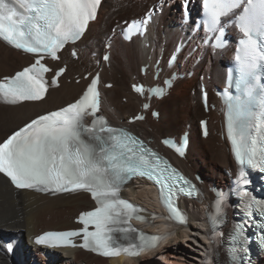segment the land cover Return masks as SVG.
<instances>
[{"label": "bare ground", "instance_id": "6f19581e", "mask_svg": "<svg viewBox=\"0 0 264 264\" xmlns=\"http://www.w3.org/2000/svg\"><path fill=\"white\" fill-rule=\"evenodd\" d=\"M157 4L160 5L161 11L150 23L146 36L134 37L130 42L124 41L118 28L126 21L140 19L150 6ZM182 11L181 0H103L96 20L90 23L83 38L75 44L79 49L78 57L72 56L69 49H64L62 59L56 62L57 66L67 64L61 85L50 89L46 98L39 102H23L16 105L0 103V141L32 117L74 100L89 82V79L84 78V74L100 71L102 84L113 82L110 88L102 86V113L109 122L118 126L128 125L152 145L173 156L186 173L199 172L204 180L205 192L212 198L209 186L227 183V172L236 169L227 138L222 136L219 121L224 120V115H219L221 103L214 95L215 86L224 85L225 61L233 56V47L214 53L209 46L201 44L199 34L192 36L179 58V62H183L184 56L188 54L183 65L187 69H194L191 79L178 78L167 96L152 99V106L160 109L159 119H154L148 113L144 121L132 124L127 122L129 117L140 110L143 102L139 94L132 90L131 85L138 80L154 83L152 72L146 76L141 74L142 64L151 62V69L154 60L163 55L162 65L168 74L175 68L184 69L179 63L167 68L165 59L166 54L176 52L180 44L190 36L193 24L182 25ZM110 36L111 54L107 64L102 60V54ZM196 43L200 44L199 48L191 54ZM197 56H201V59L195 64ZM32 60V56L23 54L0 40V77L12 74ZM199 72H203L201 74H204L210 99L217 106L216 109L210 107L209 112L205 111L201 101L200 84L198 92L195 90L194 93H188L187 90L188 83L194 84ZM76 75L81 78L80 82L76 81ZM68 78H71L70 81ZM159 82H162V77ZM193 100L197 102L193 103ZM206 116L210 117V133L207 138H202L199 119ZM187 128L190 129L188 151L185 158H178L164 148L160 140L168 135L179 136ZM127 195L161 209L156 191L152 187L145 194L129 192ZM94 206L95 203L86 193L51 196L27 189L17 190L0 173V264H17L12 256L16 253L17 256L30 260L31 264H181L180 260L172 258L175 252L173 247L168 245L165 250L159 252L165 259V262H160L153 257L139 260L125 256L107 259L79 248L48 250L33 243L34 237L42 231L78 227L74 218L81 210ZM204 214L205 211L198 210L192 214V218ZM188 234V231L181 229L172 239L167 237L165 242L176 241L179 237L186 238ZM23 236L27 237V247L21 244ZM208 258L204 264H226L223 253L218 254L211 250ZM23 263L28 264L27 261ZM256 264H264V256L258 259Z\"/></svg>", "mask_w": 264, "mask_h": 264}, {"label": "snow or ice", "instance_id": "6c2138e0", "mask_svg": "<svg viewBox=\"0 0 264 264\" xmlns=\"http://www.w3.org/2000/svg\"><path fill=\"white\" fill-rule=\"evenodd\" d=\"M99 3L100 0H12L10 6L6 0H0V38L18 49L31 53L46 52L55 58L56 50L67 40L77 38L87 21L95 17ZM238 3L239 0H204L210 27L220 15ZM240 29L246 37L242 43L248 45L252 54L245 65L250 70L257 60V41L264 35V0H247V7L240 17ZM35 70L36 65H33L17 73L10 83H0V95L6 98V102L42 99L46 92L45 82L38 73L31 74ZM46 70L41 66V72ZM249 94L252 95L251 90ZM261 107L264 108V99ZM98 108L99 93L93 80L80 100L65 109L37 117L0 144V172L10 177L17 188L90 191L102 206L81 218L85 225L89 222L85 217L94 218L97 229L95 232L84 230L83 247H90L104 256L118 255L121 251L137 255L138 251H131L137 248L136 244L127 248L114 246L112 237L103 234V223L110 219L109 212L117 204L132 211H135L134 206L123 200H101L100 197H115L119 184L134 175L154 179L169 189L182 182L181 191L187 181L174 172L168 173L154 153H148L155 160L151 163L145 155L147 149L129 133L103 124L97 127L96 120L90 127H85L84 116L94 115ZM240 116L239 101L230 104L229 140L237 164L243 167L247 163L254 167L257 161L251 156L247 161L245 159L247 128L240 125L238 130ZM259 128L264 132V111L260 113ZM100 133L108 135L105 137ZM260 166L264 168V162ZM250 206L264 209V202L253 200ZM172 211L180 216V222H184L182 214L175 208ZM234 232L233 239L241 242L246 239L241 227L237 226ZM76 235V232H49L38 237L36 242L51 243ZM157 239L145 238L141 234L139 247L155 246Z\"/></svg>", "mask_w": 264, "mask_h": 264}, {"label": "rangeland", "instance_id": "374dc122", "mask_svg": "<svg viewBox=\"0 0 264 264\" xmlns=\"http://www.w3.org/2000/svg\"><path fill=\"white\" fill-rule=\"evenodd\" d=\"M181 4H182V0H181ZM201 73L203 72L198 73V78L194 84H192L191 82L188 83V85L185 84L187 85L188 93H194L195 90H197L198 92L200 80H202V76H204V74ZM70 79L71 78H68L67 80L70 81ZM187 79H191V77H187ZM123 100L126 101L125 98H123ZM196 102H197L196 100H193V103ZM202 173L205 175L204 172ZM194 231H198V230L194 229ZM9 232L12 234H16V232H11V231ZM21 244L23 247H25V245L27 247V244H29L26 236L22 237ZM168 246L173 247V251L175 252L173 253L174 255L172 256V258L180 260L181 264H194L195 262L202 264L204 257H206L208 251L202 239V236L201 235L195 236V234L192 236L188 235L186 238L179 237L176 241H170V243H168ZM162 255H163L162 253H158L155 254L153 258L160 262H165V259H163ZM12 256L16 260L17 264H24L23 262L25 261H27L28 264H31L30 260H28L27 258L23 259V256L22 258L17 256V253Z\"/></svg>", "mask_w": 264, "mask_h": 264}]
</instances>
